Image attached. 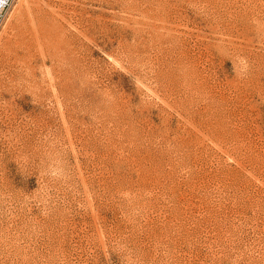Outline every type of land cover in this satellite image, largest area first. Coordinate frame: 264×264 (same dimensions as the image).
<instances>
[{
    "label": "rangeland",
    "instance_id": "rangeland-1",
    "mask_svg": "<svg viewBox=\"0 0 264 264\" xmlns=\"http://www.w3.org/2000/svg\"><path fill=\"white\" fill-rule=\"evenodd\" d=\"M48 3L58 46L16 56ZM0 264H264V0H16Z\"/></svg>",
    "mask_w": 264,
    "mask_h": 264
},
{
    "label": "bare ground",
    "instance_id": "bare-ground-1",
    "mask_svg": "<svg viewBox=\"0 0 264 264\" xmlns=\"http://www.w3.org/2000/svg\"><path fill=\"white\" fill-rule=\"evenodd\" d=\"M30 1L31 0H26V2H30ZM46 5L54 8L50 10L45 8L42 9L39 8L36 11H30L28 14L29 16L23 17L21 27L18 29L17 33L15 34L16 37L14 41L15 43L14 54L16 56L19 54V51H22L23 53L26 54V53H30L32 48H37L38 50L46 53V51L49 52L50 49H54L58 46L55 43L57 37L56 34L57 24L60 21L59 20L60 18L58 16V11H60L61 6H57L58 5L57 3L56 5H52L50 3ZM55 7L57 9H55ZM23 61L25 64L27 63L26 62L27 60L26 61L23 60Z\"/></svg>",
    "mask_w": 264,
    "mask_h": 264
},
{
    "label": "built area",
    "instance_id": "built-area-1",
    "mask_svg": "<svg viewBox=\"0 0 264 264\" xmlns=\"http://www.w3.org/2000/svg\"><path fill=\"white\" fill-rule=\"evenodd\" d=\"M16 0H0V26H2L11 14Z\"/></svg>",
    "mask_w": 264,
    "mask_h": 264
}]
</instances>
